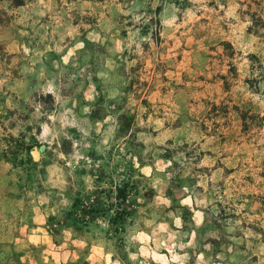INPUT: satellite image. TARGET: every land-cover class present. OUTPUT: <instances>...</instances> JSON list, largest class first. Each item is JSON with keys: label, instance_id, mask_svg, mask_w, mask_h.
Masks as SVG:
<instances>
[{"label": "rangeland", "instance_id": "1", "mask_svg": "<svg viewBox=\"0 0 264 264\" xmlns=\"http://www.w3.org/2000/svg\"><path fill=\"white\" fill-rule=\"evenodd\" d=\"M99 247L264 264V0H0V264Z\"/></svg>", "mask_w": 264, "mask_h": 264}, {"label": "crops", "instance_id": "2", "mask_svg": "<svg viewBox=\"0 0 264 264\" xmlns=\"http://www.w3.org/2000/svg\"><path fill=\"white\" fill-rule=\"evenodd\" d=\"M46 215H48L47 213H42L41 218L39 220L38 223H34L31 224V217H29L27 220L25 219V222H20L19 223V234L20 235H24V236H28V238L31 240L33 238H36V240L41 241L42 243L47 242L48 240V233L50 232V223L49 221H47L46 219ZM26 221L29 222L26 223ZM19 239H21V237H18ZM99 252L97 253V255L93 254V253H89L88 256L86 257V264H103L101 263V259L103 258V255L100 253H102V248L99 247ZM47 259V257H45ZM106 258H104L105 261ZM58 259H56L55 261H51V263L48 264H61L60 261H57ZM46 261V260H44ZM46 263V262H45ZM107 263V262H106ZM112 263H114V261H112Z\"/></svg>", "mask_w": 264, "mask_h": 264}, {"label": "trees", "instance_id": "3", "mask_svg": "<svg viewBox=\"0 0 264 264\" xmlns=\"http://www.w3.org/2000/svg\"><path fill=\"white\" fill-rule=\"evenodd\" d=\"M12 2L14 5H21L23 0H8ZM130 194L129 185L127 182L122 183L121 185H116L113 191V198L117 201L118 204L125 203L128 196ZM108 210L103 207L94 206V208H89L88 210H84V213H107ZM128 217V212L125 208L121 210H116L113 215H110L108 218L109 227L112 231L116 232L118 230H123L125 222Z\"/></svg>", "mask_w": 264, "mask_h": 264}]
</instances>
